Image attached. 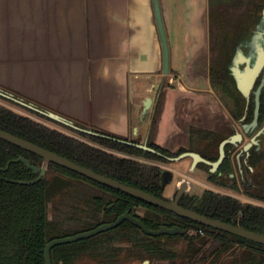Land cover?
<instances>
[{
	"label": "crops",
	"instance_id": "0c3cea01",
	"mask_svg": "<svg viewBox=\"0 0 264 264\" xmlns=\"http://www.w3.org/2000/svg\"><path fill=\"white\" fill-rule=\"evenodd\" d=\"M159 1L168 77L153 0H0V87L141 143L150 141L155 119L151 142L173 153L191 148L193 129L220 132L221 121L231 129V115L211 86V0ZM178 91L171 104L168 94ZM167 113L171 131L164 136ZM185 163L189 168L192 160Z\"/></svg>",
	"mask_w": 264,
	"mask_h": 264
},
{
	"label": "trees",
	"instance_id": "16d2710c",
	"mask_svg": "<svg viewBox=\"0 0 264 264\" xmlns=\"http://www.w3.org/2000/svg\"><path fill=\"white\" fill-rule=\"evenodd\" d=\"M227 79H229V82L224 77L215 76L211 72L213 90L220 93V99L230 114L241 119L245 111L243 104L245 99L235 87L232 76ZM4 101L9 103L5 99ZM249 112L247 122H252L254 120V106ZM30 113L44 121L54 123L39 114ZM54 124L58 125L57 123ZM63 128L73 132L74 136L0 104L1 130L65 157L107 178L159 198H165L164 179L166 171L156 164H169L171 163L168 160L169 158H174L189 151V149L181 148L178 152L173 153L159 145L149 144V147L156 151V153H151L128 144L127 139L88 127L85 124L82 128L88 129L94 134ZM214 135L212 132L193 129L191 132V150L195 151L200 143L204 140L209 141L210 137ZM221 141L222 139H219L216 135L199 152L207 160L217 161L218 154L215 149L219 147ZM209 148H211V151H209ZM232 148V146L227 147L228 155L221 168L215 174L210 175L207 181H217L220 179V175L232 173V159L228 152ZM254 149L251 151V155L255 159H259ZM21 156L29 159L34 165L42 166L43 164L41 157L0 139V169L6 168L10 162ZM201 166L205 165L201 164ZM253 167H256L255 164ZM35 178L36 176L20 163H11L7 171L0 173V264H46L45 248L47 244L61 235L59 222L50 221L48 218V200L55 196L51 189L56 186L60 187V195L65 196L68 190L64 188L74 186L76 181L88 180L62 166L49 164L48 172L40 182L35 184L21 183L32 181ZM220 180L222 181L221 185H223V178ZM93 183L111 194L112 199L110 198L111 201L109 202L111 207L105 211L106 219L116 218L127 211L134 214L137 209H144V216L138 217L149 229L154 230L161 226H180L185 229L200 227L209 234H213L206 227L195 224L174 213L121 191ZM250 189L257 192V185H253L251 188L249 186V191H251ZM248 195L252 197V195ZM98 200L99 207H101L105 203V199L98 198ZM180 204L207 217L240 225L249 231L264 235V208L262 207L242 204L238 200L207 189L199 197L195 195L194 191L185 194ZM123 232L124 234H130L132 245L138 251L145 253L147 259L171 260L174 262L180 255L176 250L167 248L168 242L174 243L180 236L146 237L138 228L128 222L122 224L116 233L121 234ZM233 238L244 244L248 249L245 264L258 263V254L255 252L264 257V246ZM97 240L98 237L53 248L51 251L53 264H76V260L91 249L94 244H97ZM233 242L235 241L233 240ZM193 246L194 243L191 242L190 248L193 249ZM200 252L201 249L197 250L195 256ZM91 260H95L97 264H105L95 257H92Z\"/></svg>",
	"mask_w": 264,
	"mask_h": 264
},
{
	"label": "flooded vegetation",
	"instance_id": "af4514ba",
	"mask_svg": "<svg viewBox=\"0 0 264 264\" xmlns=\"http://www.w3.org/2000/svg\"><path fill=\"white\" fill-rule=\"evenodd\" d=\"M263 6H264V0H251L249 5H246V7L243 9L241 13L236 14V16H231L229 14L226 18L227 20L225 19L223 20V22L220 23L218 27V34L217 36H215L216 38L214 40V45H215L214 55L212 56L211 54V58H210V78H211V72H213L215 76L220 75L224 77L226 80H228L229 82V79H227V78H230L231 76L229 67L233 62L234 52H235L237 43L239 39L241 38V36L247 33L255 25L257 13L259 12L261 8H263ZM210 51H211V39H210ZM259 89H260V93L259 95H257V92L259 91ZM257 100H259L257 123L254 127H250L254 123V120H255L256 111H257ZM3 102H5L4 99L0 98L1 105H4L5 107L13 111H16L14 108L6 105ZM243 104L245 106L243 117L240 119L230 114L232 119L235 122L234 124H232V127H231V131L233 133L231 132L230 135L223 137L222 141L220 142L221 144L224 140H227L235 136L238 133H240L243 136L242 140L239 141L236 145H227L225 148V159H226V156L228 155L227 147L228 146L233 147L232 149L228 151L231 155L233 171L229 175H220V179L223 178V185H221L222 181L220 179H218L217 181H212V182L207 181L210 175L218 172V170L221 168L223 163L214 172H212L213 168L211 165L205 164V163H199L197 164V166L195 167L193 171H191L192 164L189 168L187 166L185 167L186 169L182 171L179 169L170 168L171 172H173L174 174V178L172 182H170L169 184H166V186L164 185L165 190L167 186H169L170 184L174 182L177 176H185L192 180V182H188V183L193 191H195V189L192 184H195L196 186L205 187L201 194H195L198 197L201 196L207 189L214 193L231 197L235 200H238L242 204H251L254 206L264 208V144L261 145L259 148L254 149L255 153L258 154L257 157L259 159H255L254 156L251 155V151L253 149L249 150L248 152L244 151V146L247 143L248 137H252L255 131L262 128V124H263L264 66L259 73L258 79L251 91L249 99H245L243 101ZM252 106H254V120L252 122H247V119L249 116L248 114L250 113L249 111L250 109H252ZM235 124L238 125L239 130L237 129ZM244 126L248 127L247 131L243 128ZM214 134H215L214 136L217 135L216 133ZM214 136L210 137L209 141L204 140L202 143H200V145H198L195 150L196 152L192 151L191 148L187 152L197 153L202 156V154L199 151L202 149L203 145L206 146L205 144H207L208 142H211ZM217 137L219 136L217 135ZM127 143L130 145L144 144V142L141 143L139 142V140H136V141L128 140ZM149 144H154V143H152L151 141H148L147 145L149 146ZM220 144H219V147L215 149V152L218 154V160L220 157ZM187 152H184V153H187ZM19 158H25V157L21 156ZM19 158L10 162L6 168L0 169V173L7 171L10 168L11 163L23 164L22 162H19V163L15 162ZM25 159L28 160L33 167H37L40 169L44 167L43 164L42 166H37V165H34L29 159L27 158ZM204 159L207 160L206 158ZM225 159L223 160V162L225 161ZM184 160L185 159H183L182 161ZM182 161H179L178 163ZM217 161H209V162L216 163ZM192 163H193V160H192ZM52 164H55V163H52ZM201 164H204L205 166H201ZM254 164L256 167H253ZM23 165L25 166L27 170L31 171L36 176V178L32 181H23L21 182L22 184H35V183L40 182L46 176L48 172V166H49V165H46V173L43 177L40 178L41 172L35 173L33 169L28 168L25 164ZM164 170L168 171L166 169ZM188 173H189V176H188ZM165 175L166 176L164 179V184L170 179V174L166 172ZM87 179L88 180L76 181V183H74V186H71L69 188H64L68 190V193L65 196L60 195V192H61L59 190L60 187L56 186L51 189L53 194H55V196L52 197V199L48 200V218L50 221L59 222L60 224L59 232L61 234L58 238H55L53 240L67 238V237L75 236L78 234L94 231L102 226L115 223L120 217L124 216L125 214H129L131 217L137 219L150 231H159L160 229L179 228L184 232L178 233L175 235L163 234L160 236H152V235H148L147 233H145L141 227L133 224L129 220H125L124 222H122L120 225H118L115 228L101 232L93 237L77 241V242H80V241L98 237L97 244H94L91 249L87 250L83 255H81L76 260V264H79V261L83 258L91 259L92 257L97 258L99 261L105 264H144L145 262H149V264H245V257H246V253L248 249L245 247L244 244L236 241V239H234L233 237L239 238L245 241H250V240L244 239L240 236L234 235L224 230L202 225L198 222H195L191 219L180 216L171 211L169 212L174 213L175 215H178L179 217L190 220L195 224L206 227L208 230L212 231L213 234H209L206 230L200 227L199 228L193 227L190 229H185L180 226H174V227L161 226L158 229H154V230L149 229L139 218V217L144 216L145 214L144 209H137L136 212H134V214L131 213L130 211H127L124 214L116 218L106 219L105 211L111 207L109 205V202L112 199L110 196L111 194L107 193L103 189H100L93 182L98 183L102 186H106V185H103L89 178ZM182 181H185V180L182 179ZM253 185H257V192H253L251 189H250L251 191H249V186L251 188V186ZM176 186H177V183H175V188L177 190L174 195V198L165 197V190H164L165 198H161V199H164L168 202H174L178 195V188ZM248 194L252 195V197H250ZM183 197L184 195L180 198V201H179V205L181 207H183L180 204ZM242 197L246 198L247 200H242ZM98 198L105 199V203L101 207H99ZM183 208L196 212L190 208H186V207H183ZM163 210H166V209H163ZM196 213L201 216H205L198 212ZM207 218H210V217H207ZM210 219L217 220L213 218H210ZM217 221H220L225 224L233 225L235 227L243 228L240 225L226 223L221 220H217ZM126 222L138 228L142 232V234L146 237L159 238V237H164V236H170V237L180 236V238L176 240V242L167 243V248L169 249L172 248L176 250L180 254L179 257L174 262H172L171 260L157 261V260L147 259L145 253H143L142 251H138L132 245V242H131L132 238L130 234H124V232L121 234L116 233L117 229ZM250 232H253V231H250ZM253 233H257V232H253ZM233 240L235 242H233ZM77 242H74V243H77ZM191 242L194 243L193 249L190 248ZM68 244H73V243H68ZM63 245H66V244H63ZM259 245H262V244H259ZM59 246H62V245H59ZM55 247H58V246H55ZM199 249H201V252L195 256V252ZM255 253L258 254L257 264H264V257L260 256L258 252H255ZM191 257H192V260H191ZM51 260H52V256H51ZM52 264H53V261H52Z\"/></svg>",
	"mask_w": 264,
	"mask_h": 264
},
{
	"label": "water",
	"instance_id": "95a60500",
	"mask_svg": "<svg viewBox=\"0 0 264 264\" xmlns=\"http://www.w3.org/2000/svg\"><path fill=\"white\" fill-rule=\"evenodd\" d=\"M153 3H154L156 22H157L161 44H162V49H163V76L168 77L171 71L170 70L169 43L167 39L164 20L162 17L160 1L153 0ZM263 66H264V6L257 13L255 25L247 33L241 36V38L239 39L235 52H234L233 62L229 67V71L235 83V87L245 99H249L251 91L258 79L259 73L261 69L263 68ZM259 93H260V89L257 92V95H259ZM0 98L5 99L11 103L17 104L19 105V107L23 108L24 110L39 114L51 120L52 122L57 123L58 125L62 127L70 128L72 130L84 132L88 134H94L90 130L82 128L83 126L82 122L72 120L71 118L64 116L63 114H60L59 112L55 111L54 109L45 107L39 103L33 102L27 98H24L13 92L7 91L3 88H0ZM151 104H152V99L148 97L143 104V116L147 115L148 110L151 107ZM258 108H259V100H257V111H256L255 120H254V123L250 127H254L257 123ZM243 128L246 131L248 129V127L246 126H244ZM242 138L243 136L240 133H238L235 136L227 140H224L220 144V157L216 163H211L205 160L201 155L197 153H192V152L183 153L176 158H169L168 160L171 163H178L179 161H182L183 159L191 158L193 160L191 171L195 169L197 164L205 163V164L211 165L213 168L212 172H214L223 163V160L225 159L226 146L236 145L239 141L242 140ZM0 139L41 157L43 159V166H44L42 169L33 167L30 164V162L26 160L25 158H19L18 160L15 161L16 163L22 162L28 168L33 169L35 173L41 172L40 178L43 177L46 173V165L55 163L57 165H60L72 171H75L89 179H92L103 185H106L110 188L119 190L134 198L145 201L153 206H157V207L166 209L168 211L174 212L180 216L191 219L202 225L224 230L234 235L240 236L244 239L264 245V235L253 233L243 228L225 224L217 220H212L205 216H201L197 214L196 212H193L189 209H185L181 207L179 205L180 198L187 193H191V192L193 193V190L188 183L189 181H186V180L182 182L178 181L177 186H176L178 188V195L174 202H168L164 199L157 198L155 196L147 194L131 186H128L118 181H115L113 179L107 178L75 162H72L71 160L65 157H62L49 150L43 149L31 142L20 139L1 129H0ZM263 144H264V124L262 128L257 130V132L251 137V140L248 143H246V145L244 146V151L248 152L249 150L253 148H259ZM132 145L136 146L137 148L141 150L151 152V153H156V151L150 148L147 145V143L132 144ZM166 172L170 174V179L164 184L165 186L166 184H169L170 182H172L174 178L173 172L171 171H166ZM125 220H129L133 224L141 227L145 233H147L148 235H152V236H160L163 234L175 235V234L184 232L179 228L160 229L159 231H150L137 219L131 217L129 214H125L124 216L120 217L115 223L102 226L94 231L78 234V235L67 237V238L53 240L45 248L46 264H52L50 252L53 247L63 245V244H68V243H74L79 240L93 237L101 232L117 227ZM144 264H149V262H145Z\"/></svg>",
	"mask_w": 264,
	"mask_h": 264
},
{
	"label": "rangeland",
	"instance_id": "374dc122",
	"mask_svg": "<svg viewBox=\"0 0 264 264\" xmlns=\"http://www.w3.org/2000/svg\"><path fill=\"white\" fill-rule=\"evenodd\" d=\"M250 1L251 0H212V2H211V10H210V39H211V54H212V56L214 55V47H215L214 40L216 38L215 36H217V34H218V27H219L220 23L223 22V20H225L229 14L231 16H236V14L241 13L243 11V9L246 7V5H249ZM165 87H166V85H165ZM215 93L217 94L218 98L221 97L220 96V93H218L216 91H215ZM158 95L161 98V101L163 103L164 100H165V98H166V96H167V89L161 87L158 90ZM178 95H181L179 91L178 92H175V93H171V94L169 93L167 99L169 101H171V104H172V101ZM219 100H220V98H219ZM3 103H5L8 106H11L12 108H14L20 114H24V115L30 116L31 118L36 119L38 121H41V122L47 124L48 126H50L52 128L58 129V130L63 131L65 133L69 134V135L74 136V133L73 132H71V131H69L67 129H64L63 127L58 126V125H56L54 123H51V122H48V121H44L43 119H40L39 117H36L34 114H31L30 112H28V111H26L24 109H21L19 107H17V105H13L10 102L9 103L8 102H3ZM222 103L223 102L221 101V106H224V104H222ZM169 115L170 114L167 113V119H166V121H165V123L163 125V134H164V136H166L168 134V132L171 131V127H170L171 119H170V117H168ZM230 120H231V123L232 124L235 123L234 120L232 119V117L230 118ZM156 122H157V120H155V119L152 121L153 125L150 127V132H148V140H150V141L153 140L154 131L156 129ZM232 124H230V126H232ZM223 125L224 124H223L222 121L220 122V124H216V126L218 127V131L221 132V133L220 132H216V134L219 136V139H221L222 137L227 136L229 134V132L231 131V129L228 128V127H227L226 130L225 129H222L221 127ZM235 125H236V127L238 129L239 128L238 125L237 124H235ZM222 130H224V131L222 132ZM256 132L257 131H255V133ZM213 133H215V132H213ZM250 139H251V137H248L247 143L250 141ZM186 161H191V159L188 158V159L182 161V163H180V164H178V163H169V164H162V163H160V164H158L157 163V165L161 166L162 168H164V169H166L168 171H171L170 168L177 169L176 166H178V167L181 166V168H185V166L187 167V164L185 163ZM188 176H189V173H188ZM182 179H184L186 181H189V182H192L191 179H189V178H187L185 176H177L175 178L174 182L172 184H170L169 186H167V188L165 190V197H167V198H174V195H175L176 190H177L175 188V183H177L178 181L181 182ZM192 185H193V187L195 189V191H194L195 194H201L202 191L205 188L204 186H196L195 184H192ZM242 200H247V199L244 198V197H242ZM79 264H97V262L95 260L83 258V259H81L79 261Z\"/></svg>",
	"mask_w": 264,
	"mask_h": 264
}]
</instances>
